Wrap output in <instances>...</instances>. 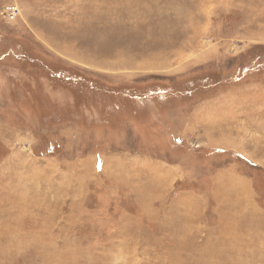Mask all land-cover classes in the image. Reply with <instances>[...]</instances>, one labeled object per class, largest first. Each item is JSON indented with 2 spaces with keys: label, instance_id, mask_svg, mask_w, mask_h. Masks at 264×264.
<instances>
[{
  "label": "rangeland",
  "instance_id": "rangeland-1",
  "mask_svg": "<svg viewBox=\"0 0 264 264\" xmlns=\"http://www.w3.org/2000/svg\"><path fill=\"white\" fill-rule=\"evenodd\" d=\"M263 58L264 0H0V264H264Z\"/></svg>",
  "mask_w": 264,
  "mask_h": 264
},
{
  "label": "built area",
  "instance_id": "built-area-1",
  "mask_svg": "<svg viewBox=\"0 0 264 264\" xmlns=\"http://www.w3.org/2000/svg\"><path fill=\"white\" fill-rule=\"evenodd\" d=\"M20 11V7L17 4H7L2 10V16L6 21L12 22L20 15Z\"/></svg>",
  "mask_w": 264,
  "mask_h": 264
},
{
  "label": "trees",
  "instance_id": "trees-1",
  "mask_svg": "<svg viewBox=\"0 0 264 264\" xmlns=\"http://www.w3.org/2000/svg\"><path fill=\"white\" fill-rule=\"evenodd\" d=\"M260 62L261 63H260V65L258 67H260V68H262L264 70V58L262 60H260ZM245 71H246V69H243L241 75H243V76H245L247 78L248 76L245 74Z\"/></svg>",
  "mask_w": 264,
  "mask_h": 264
}]
</instances>
